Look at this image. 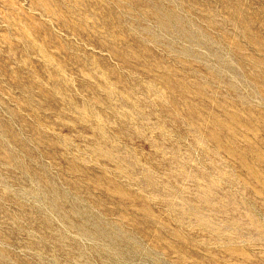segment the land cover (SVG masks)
Masks as SVG:
<instances>
[{"label": "rangeland", "instance_id": "374dc122", "mask_svg": "<svg viewBox=\"0 0 264 264\" xmlns=\"http://www.w3.org/2000/svg\"><path fill=\"white\" fill-rule=\"evenodd\" d=\"M0 264H264V0H0Z\"/></svg>", "mask_w": 264, "mask_h": 264}]
</instances>
